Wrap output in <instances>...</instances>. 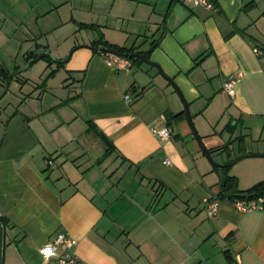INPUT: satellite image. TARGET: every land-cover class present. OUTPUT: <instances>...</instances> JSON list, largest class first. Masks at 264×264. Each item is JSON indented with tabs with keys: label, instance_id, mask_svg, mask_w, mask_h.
<instances>
[{
	"label": "crops",
	"instance_id": "0c3cea01",
	"mask_svg": "<svg viewBox=\"0 0 264 264\" xmlns=\"http://www.w3.org/2000/svg\"><path fill=\"white\" fill-rule=\"evenodd\" d=\"M7 1L26 13L25 42L42 48L45 38L70 54L45 59L49 108H15L5 123L1 264H56L60 249L45 257L41 248L59 232L76 238L73 251L89 264H264V209L239 211L218 195L219 178L173 87L143 61L117 70L92 47H103L93 43L102 37L147 50L224 164L264 153L248 144L254 129L264 134V0H213L214 11L189 0H0V39L5 23L16 28ZM61 70L66 78L55 87ZM229 75L237 79L232 96L222 88ZM165 127L167 138L152 131ZM241 164L226 169L240 189L264 179V156Z\"/></svg>",
	"mask_w": 264,
	"mask_h": 264
},
{
	"label": "rangeland",
	"instance_id": "374dc122",
	"mask_svg": "<svg viewBox=\"0 0 264 264\" xmlns=\"http://www.w3.org/2000/svg\"><path fill=\"white\" fill-rule=\"evenodd\" d=\"M4 11L7 14L6 17H8V19L14 23L16 28H13L8 22L5 23V26L3 24V36H1L0 39V64L6 66L10 74L13 75L9 82L7 91L5 92L6 83L2 84L0 89V139L4 135L5 123L7 122V120H10L13 117L15 108L19 107L27 114L32 113L33 109L36 106L49 108L47 104H49L50 99L53 98V94H55L54 91H42V86H37L42 81L47 80V74L52 70L48 68L44 70L47 65V61H45V59L40 58L34 61L28 69L21 70L26 67L28 62V60L26 61L25 58L26 52L33 50L38 55L43 52H47L51 57L54 56L53 53L59 54L66 52L65 57L70 54V49L68 50L64 47L57 46L53 42H50V45L47 47L45 38L39 40V42H41V44L44 46L42 48L40 46H37L35 43L29 44L25 42L21 37H23V35L31 36L29 34V31H25V26L20 23L21 20L26 18L25 11H23L20 6H12L8 1L6 2ZM4 34H7L8 36H5ZM10 37H14L13 42L7 41V38ZM52 68H54V66H52ZM55 68H57L56 65ZM55 68L53 69L54 71L56 70ZM18 70H20V72L16 74ZM64 78H66V76L63 75V70H61L59 76H57V78H55L54 80H51V83L55 85V87H59ZM23 79L26 80L23 82ZM29 95H31V97H29ZM51 109H53L54 113H56L54 107H52ZM234 121L235 120L233 119L231 123H233ZM259 128L254 129L251 132V135H249L250 137L248 138V144H252L253 148H256L257 145H264L262 144L264 143V134H262L261 136L259 135ZM216 156L217 155H215V158H217ZM246 159H252V157L241 159L240 161L235 163L233 165V170L239 168L240 165H242L241 163H243V161H245ZM207 163L210 165L208 160ZM218 246L219 245L217 244L215 245V247Z\"/></svg>",
	"mask_w": 264,
	"mask_h": 264
},
{
	"label": "built area",
	"instance_id": "2783aa9c",
	"mask_svg": "<svg viewBox=\"0 0 264 264\" xmlns=\"http://www.w3.org/2000/svg\"><path fill=\"white\" fill-rule=\"evenodd\" d=\"M192 5L203 6L209 11H214L216 5L213 0H189ZM255 53L260 51L256 48L253 49ZM107 62L112 65L117 70H127L131 65V60L121 54L108 52L107 53ZM237 79L233 75L227 76L222 82V88L229 95H234L235 85ZM125 99H129V95L125 94ZM152 131L157 133L162 138H167L169 136V130L165 128L155 129ZM48 162H51V159H48ZM165 164H169L168 159L163 161ZM235 209L239 211H246L249 209H264V196H258L255 198H234L231 199ZM217 210L216 200H211L207 203V211L209 215H212ZM77 244L76 238L64 233L59 232L56 234L52 243L41 248V254L47 257L53 250L60 249V254L56 258V264H89L81 260L73 251L74 246Z\"/></svg>",
	"mask_w": 264,
	"mask_h": 264
},
{
	"label": "water",
	"instance_id": "95a60500",
	"mask_svg": "<svg viewBox=\"0 0 264 264\" xmlns=\"http://www.w3.org/2000/svg\"><path fill=\"white\" fill-rule=\"evenodd\" d=\"M94 47L95 49H98V50H101V51H105V52H112V53H117L116 51L112 50V49H108V48H104V47H96V46H92ZM117 54H120V53H117ZM122 55V54H121ZM130 55H134L135 57L139 58L140 60H142L145 64L147 65H150L152 67H154L158 72L159 74L173 87V89L176 91V93L178 94L179 98L182 100L183 102V110H184V114H185V118L191 128V131H192V134L193 136L195 137V139L197 140L199 146H200V149L202 151V153L204 154L205 158L208 160V162L210 163L211 165V168L212 170L214 171V173L217 175V177L219 178V187L221 188L223 182H224V176L223 174L221 173L220 171V167H221V163L214 160L213 159V156L209 150V148L204 144L203 140H202V137L200 136V134L198 133L193 121H192V115L189 111V106H188V103L185 101V99L183 98V95L181 94L177 84L174 82L173 78L166 75L161 67L159 66L158 63L154 62V61H151L147 58V56L145 55V53L143 52H133L131 53ZM43 56H46V57H50L52 59H54V57L50 56L49 53L47 52H43L41 54H39L37 57H34V58H30L27 62V65L25 68L21 69V70H26L28 69L31 64L42 58ZM124 56H126V54H124ZM67 57L62 60V61H66ZM20 72V70H18L16 72V74H18ZM12 74H9L8 77H7V81H6V89H5V92L7 91L8 89V85H9V82L12 78ZM253 156H264V153H239L237 154L232 160H230L229 162H227L226 164L228 166H231L235 163H237L238 161H240L241 159H244V158H247V157H253ZM2 254H3V226L0 222V264L2 262Z\"/></svg>",
	"mask_w": 264,
	"mask_h": 264
},
{
	"label": "trees",
	"instance_id": "16d2710c",
	"mask_svg": "<svg viewBox=\"0 0 264 264\" xmlns=\"http://www.w3.org/2000/svg\"><path fill=\"white\" fill-rule=\"evenodd\" d=\"M88 26H90V25H88ZM93 43H100L104 48L112 49V50H114L117 53H120L122 55L126 54V57H128L131 61L142 62V60L135 57L134 55H130L131 53L134 52V49L132 47L128 48V47H124V46L113 45V44L108 43L102 37ZM144 53L147 56L148 51L146 50ZM36 56H38V54L34 53V51H30L27 54L26 59L29 60L30 58L36 57ZM42 58L49 61V63L52 62L48 57L43 56ZM9 74H10L9 70L3 64H0V80L2 81L3 84L6 83L7 77ZM52 74H53V71L49 72L47 74V77L52 75ZM44 82L45 81H42L39 84V86H42L44 84ZM139 94L140 93H138L137 96ZM15 113H17L16 110L14 111V114ZM168 116H170V114H168L167 117ZM174 116H177V115H174ZM209 150L211 152V149H209ZM107 153H108V151H107ZM227 168H229V167L226 163L222 164L220 167V171L224 176V182H223V184L220 188V191L218 193V195L220 197H224V198H228V199H234V198H255L258 196H264V179L255 182L254 184H252L251 186H249L246 189H240L238 187L237 177L235 175L229 174L226 171ZM0 222L3 226V246H4V234H5L4 231H5L6 226L8 225L7 218L5 216L0 215Z\"/></svg>",
	"mask_w": 264,
	"mask_h": 264
}]
</instances>
